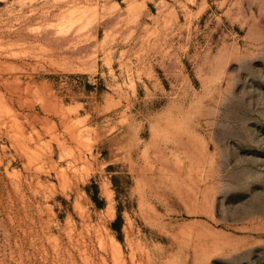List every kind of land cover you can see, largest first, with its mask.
<instances>
[{
  "label": "rangeland",
  "instance_id": "374dc122",
  "mask_svg": "<svg viewBox=\"0 0 264 264\" xmlns=\"http://www.w3.org/2000/svg\"><path fill=\"white\" fill-rule=\"evenodd\" d=\"M0 264H264V0H0Z\"/></svg>",
  "mask_w": 264,
  "mask_h": 264
},
{
  "label": "trees",
  "instance_id": "16d2710c",
  "mask_svg": "<svg viewBox=\"0 0 264 264\" xmlns=\"http://www.w3.org/2000/svg\"><path fill=\"white\" fill-rule=\"evenodd\" d=\"M116 177H117V176H113V177H112V181H114V183H115V178H116ZM119 221H120V215L118 214L117 217L115 218V220L112 222L111 227H112L113 229H116V227H117Z\"/></svg>",
  "mask_w": 264,
  "mask_h": 264
}]
</instances>
